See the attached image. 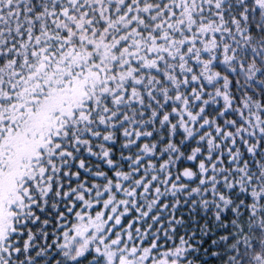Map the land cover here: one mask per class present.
<instances>
[{
    "label": "snow or ice",
    "instance_id": "6c2138e0",
    "mask_svg": "<svg viewBox=\"0 0 264 264\" xmlns=\"http://www.w3.org/2000/svg\"><path fill=\"white\" fill-rule=\"evenodd\" d=\"M0 264H264V0H0Z\"/></svg>",
    "mask_w": 264,
    "mask_h": 264
}]
</instances>
